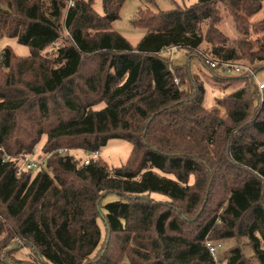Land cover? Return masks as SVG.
Here are the masks:
<instances>
[{
    "label": "trees",
    "instance_id": "16d2710c",
    "mask_svg": "<svg viewBox=\"0 0 264 264\" xmlns=\"http://www.w3.org/2000/svg\"><path fill=\"white\" fill-rule=\"evenodd\" d=\"M263 1L140 9L146 32L132 45L111 27L122 0H102V13L93 0H0V37L29 48L0 50V264H214L206 242L238 237L264 264V93L199 59L226 83L206 106L189 67L206 43L217 61L263 70L264 16L249 19ZM172 45L187 63L160 52ZM113 138L132 145L120 166L70 153ZM28 155L43 165L16 175ZM25 248L32 257L16 258ZM225 252L220 264H251L240 245Z\"/></svg>",
    "mask_w": 264,
    "mask_h": 264
},
{
    "label": "rangeland",
    "instance_id": "374dc122",
    "mask_svg": "<svg viewBox=\"0 0 264 264\" xmlns=\"http://www.w3.org/2000/svg\"><path fill=\"white\" fill-rule=\"evenodd\" d=\"M196 1L197 0H122L119 9V17L111 22L112 23L111 27L112 29L117 31L122 37L127 38V40L132 45H136L146 32V28H144L142 25L140 26V24L136 22L137 13L140 9H150L152 11L170 10L171 8L175 7L176 4L180 6L190 5L195 3ZM92 7L97 12L102 13L103 12L102 0H93ZM263 16H264V1H263L262 10L258 11L254 15H251L249 19L253 21V23H257L258 21L262 20ZM221 20L222 21L219 24V28L230 38L235 37L236 33L233 27L232 20L229 17L225 16L224 14ZM6 46H9L17 56H27L29 54V48L25 45L18 43L15 38L8 36L0 37V50ZM207 47L208 45L206 43H203L200 48L194 50L195 52L191 56L189 61V67L191 72L197 73L202 77L206 89L204 94V104L206 106H211L215 103V99L218 98L219 95H221L222 91L220 90L222 84H226V83L224 81H219L218 83L217 82L214 83V81L209 78L210 70L208 69V67L201 64L200 60L203 59L204 56L211 57V55L205 51L207 50ZM186 54L187 53L185 49L178 48L176 51L172 52L171 54H168L167 56L171 57V61L173 64L183 65L187 63ZM235 62L250 67V69L254 73L255 78L252 79L253 73L249 75L248 78L253 80L256 83V85L258 82L264 83V69L258 71L257 69H255L253 64L251 65V63H249V61L245 59L235 60ZM215 73L228 77H233L234 75H238L237 73H225V72L222 73V71L220 70H216ZM103 105L104 103H98L96 108L101 107ZM42 141H44V138ZM41 143H39V145ZM39 145L37 147L38 151L40 148ZM131 147L132 145L129 143V141H126L124 139L113 138L109 140L105 144V146L99 150V153L96 156L101 158L111 167L120 166L126 162ZM70 153L76 156L77 158H81V159H83L84 157H88V158L93 157V156H87L85 153H82L77 150L76 151L72 150L70 151ZM151 197L157 201L168 200V197L161 193L159 194L153 192L151 193ZM119 198H120L119 194L115 192L109 193L102 198V204L115 201ZM220 242L219 243L216 242L217 244L221 245L218 251L219 259L223 256L224 253H226L225 250H230V248L240 245L241 248L243 249L244 257L247 260H249L251 264H257L256 260H254V258L252 257L251 248L247 245V239L238 237V239L225 240L221 243ZM29 252L30 251L25 248L17 251L14 255L16 258L19 259L29 260V258L32 257L29 255ZM239 264L242 263L240 262Z\"/></svg>",
    "mask_w": 264,
    "mask_h": 264
},
{
    "label": "built area",
    "instance_id": "2783aa9c",
    "mask_svg": "<svg viewBox=\"0 0 264 264\" xmlns=\"http://www.w3.org/2000/svg\"><path fill=\"white\" fill-rule=\"evenodd\" d=\"M72 4V0H69L68 5ZM179 48L178 45H172L170 47H166L160 50L161 53H167L171 54L172 52L176 51ZM204 62L212 69H220L222 72L225 73H237V74H244V75H251L253 72L250 69V67L238 64L235 61H220V60H215L211 57L204 56L203 57ZM255 78L254 73L252 79ZM174 82L177 83V79L174 78ZM259 95L263 96L262 94L264 93V83H257ZM59 152L61 154H66L67 150L66 149H60ZM87 156H93L95 157L98 155V151L91 152V153H86ZM9 156L5 157V160H8ZM89 158L84 157L83 161L86 163L88 162ZM43 165V160L40 159L39 157H35L32 155L25 156L22 161L19 163V165L16 168V175H19L22 170L25 169H35L38 168L39 166ZM206 247L209 249L211 255L213 256L215 263L214 264H220V262L217 260L218 256V251L219 248L221 247L220 244H215L210 241L206 242Z\"/></svg>",
    "mask_w": 264,
    "mask_h": 264
}]
</instances>
